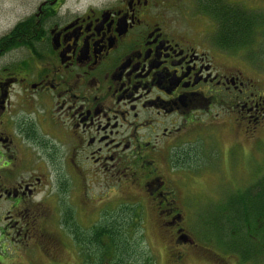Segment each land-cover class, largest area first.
<instances>
[{
    "label": "flooded vegetation",
    "instance_id": "1",
    "mask_svg": "<svg viewBox=\"0 0 264 264\" xmlns=\"http://www.w3.org/2000/svg\"><path fill=\"white\" fill-rule=\"evenodd\" d=\"M64 3L37 0L14 25L24 24L18 33L24 58L12 73H0V128H7L0 143L10 153L0 154L7 251L21 234L32 237L30 224L56 235L47 230L46 210L62 217L63 233L55 238L63 245L66 176L77 186L97 176L107 188L117 182L116 205L131 189L130 198L154 207L169 241L194 245L181 240L187 233L179 207L193 205L197 174L191 175L190 158L205 154L209 137L221 129L254 134L264 121V90L228 64L239 62L240 50L224 42V22L232 19L255 34L257 26L264 31L263 11L256 0H98L82 10ZM20 201L26 211L17 219ZM31 203L49 206L28 217ZM36 239L27 253L45 254Z\"/></svg>",
    "mask_w": 264,
    "mask_h": 264
},
{
    "label": "rangeland",
    "instance_id": "2",
    "mask_svg": "<svg viewBox=\"0 0 264 264\" xmlns=\"http://www.w3.org/2000/svg\"><path fill=\"white\" fill-rule=\"evenodd\" d=\"M96 1L98 0H65L64 6L82 10L88 4ZM36 4L37 0H0V38L7 35L19 20L32 13ZM256 9L263 11L264 14V0H256ZM254 38L255 42L249 49L240 50L239 62L228 64H234L245 77L253 81L255 89L261 91L264 90V31L256 33ZM12 40L11 43L16 42L17 44L0 55V73L6 74L5 69L12 73V68L17 66V61L24 58V47L19 46V38L16 37ZM3 68L4 71H2ZM17 70L21 71V69ZM236 128V130H234L235 128L230 129L229 125L224 130L221 129V133L218 132L215 138L210 136L208 144L204 146L206 147L205 154L198 151L195 158H190V165L195 166L196 169L199 168L191 174H197L191 178L190 190L193 205H179V207L184 215L181 227L187 233L185 235L194 241V245L174 244L169 241L167 231L157 224L154 207L139 205L138 196L135 199L130 198L134 196L130 192L131 189H127L128 192L123 195L125 197L123 204L116 205L115 203L118 204L117 191L120 189L117 182L113 184L114 187L107 188L106 181L101 176H97L81 186H77L73 177L66 176V183L68 182L65 189L66 194L64 193L65 195L61 197V202H63L65 213H67L66 220L69 225H63L65 237L62 234L60 236L63 245L61 240L57 241L55 238L63 233V230L59 228L62 217L58 215V218L55 219L49 215L48 210L45 215L47 219L44 221L48 224L47 230L50 233L56 232V235L53 238L45 236L43 235L44 231H39L37 225H27V234H32V237L23 239L21 234V242L15 245L9 244V251L5 244L9 239L6 229H4L5 225L0 223V227L4 229V232H0V259L4 257L0 264H80L81 257L76 252L86 253L90 249V245H93L94 249H90L91 251L87 254L89 256L84 259V264H109V258L104 260L103 256L94 254L99 252L102 255H109L107 257L113 255L106 237H102L103 233L100 234L101 238L98 240L99 247L96 242L91 244V241L86 247L76 244L72 234L65 233L68 228H74L78 231L76 233H79L82 232L81 230H89L95 224V227L111 224L115 227V231L121 233L120 237L123 243L117 244L118 250L114 249L116 256L123 258V262L119 264H264L263 252H260L258 255L263 254L256 259L248 258L247 261L242 262L239 255L224 250L232 248L236 250L235 252L248 254L250 257L256 255L259 250L256 249L255 242L245 234L238 236L222 234L221 223L223 221L221 218L224 217L222 212L225 210V205H229V200L239 202L233 201L236 194L247 188H251L250 195L253 196L256 193L255 190H252L255 183L264 175V121L256 128L254 134L247 132L243 127ZM6 129L0 128V131L6 132ZM0 148L3 149L0 154L5 152V155L9 157V150L4 149L2 143H0ZM128 180L131 179H122L121 181ZM44 189L43 195L47 194L46 198H49L46 187ZM70 195L74 196L75 203L73 205L70 202ZM93 195L95 198H92ZM37 197L39 196L37 195ZM108 198H111L112 204L108 202ZM262 198L264 199V191ZM88 202L90 205L87 204ZM258 204L256 202L254 205ZM51 205L53 204L51 203ZM29 206L31 209L27 205L28 217L34 216L35 211L38 216H42V212L49 205H41L38 209H35L36 205H32V203ZM8 207L9 205H0V217L4 215ZM22 208L23 203L20 201L15 206L17 219L23 217L26 211ZM55 209L56 207L51 210V214L55 212ZM93 209L95 210L91 214ZM159 210L161 211L163 208H159ZM23 230H27L26 225ZM84 234L86 235V233ZM33 235L37 237V243L41 249L46 251V255L40 253L41 250L39 253L37 251L27 253L30 243L33 242L31 241ZM92 236L93 232L88 234L89 239H94ZM260 237L264 242V234H261ZM226 238L231 239L221 240ZM261 244L264 245L262 242Z\"/></svg>",
    "mask_w": 264,
    "mask_h": 264
},
{
    "label": "trees",
    "instance_id": "3",
    "mask_svg": "<svg viewBox=\"0 0 264 264\" xmlns=\"http://www.w3.org/2000/svg\"><path fill=\"white\" fill-rule=\"evenodd\" d=\"M224 29L222 30L223 39L224 42L233 43V48L235 50H242V49H249L251 46V41L253 39V36H256V33L261 32V28L257 26L256 33H250L249 30L246 29V27H243L242 25H235L232 22V19H226L224 22ZM232 23V25H231ZM23 22H19L12 30L9 31L7 35L0 38V55L5 52V50L9 49L13 45H16L17 43H11L16 37H19L18 33L20 31V28L23 26ZM252 35V37H251ZM264 175L260 177V179L255 183L252 190H255L256 193L251 196V188H247L246 190L239 192L236 194V197L233 201H239V202H231L229 200V205H225V210L222 212V215L224 217L221 218L223 221L222 224V234H229L232 236H238L239 234H245L249 236L251 241L255 242L256 249L258 250V253L252 257L248 256V254H243L242 252H235V249H227L224 250L229 251L231 253L237 254L241 257V261H247L248 258L256 259L260 257L261 254L264 253V245L261 244L264 243L261 240L260 235L264 234V199L263 191H264ZM256 202H258V205H254ZM254 203V204H253ZM236 204V205H235ZM230 222V223H229ZM69 225V224H68ZM94 230V231H93ZM82 232H78L74 228L71 229L70 233L75 235L74 241L76 244H82L85 245V247L88 245L89 241L96 242V245L98 246V240L100 237V234L103 233L104 235L102 237H106L107 242L109 243L111 250L113 252V255L111 257H107L109 255H105L102 253H94L95 256L99 255L100 257L103 256L104 260L110 261L113 264H119L120 262H123V258L121 256H116L114 249H117L118 243L121 242V233L119 231H115V227L111 224H107L103 227H93L92 232L94 239L88 238V232L85 230H81ZM91 232V233H92ZM86 233V235L84 234ZM231 238L221 239L223 241H227ZM212 240V239H210ZM90 245V244H89ZM99 247V246H98ZM89 248H92V245L89 246ZM233 250V251H232ZM241 251V249H240ZM88 252V251H87ZM81 253V263L84 264V259L88 257V253ZM260 252V255H258ZM121 253V252H120ZM119 253V254H120ZM92 256V254H91ZM4 258V257H3ZM3 258L0 259V262L3 260ZM109 263V264H110Z\"/></svg>",
    "mask_w": 264,
    "mask_h": 264
},
{
    "label": "water",
    "instance_id": "4",
    "mask_svg": "<svg viewBox=\"0 0 264 264\" xmlns=\"http://www.w3.org/2000/svg\"><path fill=\"white\" fill-rule=\"evenodd\" d=\"M185 236H186V235H184V237H181V240L184 241V242L187 241V239L185 238ZM186 237H187V236H186Z\"/></svg>",
    "mask_w": 264,
    "mask_h": 264
}]
</instances>
